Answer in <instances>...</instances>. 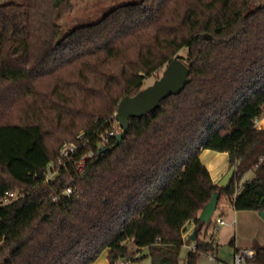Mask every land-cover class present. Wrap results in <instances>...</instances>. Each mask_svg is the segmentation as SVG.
Segmentation results:
<instances>
[{
	"label": "trees",
	"instance_id": "1",
	"mask_svg": "<svg viewBox=\"0 0 264 264\" xmlns=\"http://www.w3.org/2000/svg\"><path fill=\"white\" fill-rule=\"evenodd\" d=\"M73 11V0H0V199L20 193L0 205V264H93L105 251L120 264L146 248L152 264H180L190 222L186 263L214 257L199 216L215 193L237 211H264V0H141L62 37ZM175 58L190 69L185 89L131 118L121 142L109 135L120 102ZM65 143L79 152L61 166ZM204 150L236 165L227 188ZM251 250L245 264H264V244Z\"/></svg>",
	"mask_w": 264,
	"mask_h": 264
},
{
	"label": "crops",
	"instance_id": "2",
	"mask_svg": "<svg viewBox=\"0 0 264 264\" xmlns=\"http://www.w3.org/2000/svg\"><path fill=\"white\" fill-rule=\"evenodd\" d=\"M256 127L258 129H264V113L262 116L256 121ZM201 160L202 163L206 166L208 171L210 172V175L212 177V180L214 183L219 184V182L222 180V178L227 174L229 169L231 168L230 166V157L228 153H220L212 150H204L201 154ZM253 177V172L247 173L242 182L244 183L246 181H249ZM222 198L219 201V210L217 209L215 214L218 213V219H222L225 221V224H218L217 220L214 224L215 230L217 232L209 229L208 232L204 231L199 234V237L201 236V239H206V240H213L219 248L216 250L214 257L209 256V255H202V258L204 262H207L208 264H213L215 262H219L218 257H217V251L220 250L221 247V242L224 240L228 239V235H224L221 237L219 235V231L221 230V227H226V228H234L235 229V235L236 238L232 240L233 244V251H232V257H231V262L233 264L236 250H242V249H251L253 241L258 239L262 244H264V219L261 218L260 213L254 212V211H237L234 209V207L231 205V202L227 200L226 198L223 200L221 203ZM250 224L256 225V228L258 230L257 232L250 233ZM187 230L184 235V237H189L192 236L193 232L197 229V225L194 222L188 223L186 226ZM246 232L249 233L248 240H244L241 235L246 236ZM191 239V238H190ZM223 241H221V240ZM196 246L195 242L192 241L191 243H187L185 246L186 250L189 249H194ZM108 252L99 259L93 263V264H108ZM128 264V263H127ZM226 264V263H223Z\"/></svg>",
	"mask_w": 264,
	"mask_h": 264
},
{
	"label": "water",
	"instance_id": "3",
	"mask_svg": "<svg viewBox=\"0 0 264 264\" xmlns=\"http://www.w3.org/2000/svg\"><path fill=\"white\" fill-rule=\"evenodd\" d=\"M189 75V67L180 59L175 58L168 64L163 76L156 81L154 85L141 90L134 97H125L120 102L116 114V121L122 129V132L117 135L118 141L121 142L128 132L131 118L143 117L157 109L163 100L172 95L180 94L190 82ZM235 173L236 165H233L218 185L227 188L233 180ZM219 199L220 193H215L211 201L204 207L199 216V219L202 222L199 225V228H202L203 224H209L211 222L217 210ZM260 216L264 219V211L260 213ZM197 235L198 231L195 230L191 236V241H195ZM149 256L150 249L146 248L139 253L137 259L142 260Z\"/></svg>",
	"mask_w": 264,
	"mask_h": 264
},
{
	"label": "rangeland",
	"instance_id": "4",
	"mask_svg": "<svg viewBox=\"0 0 264 264\" xmlns=\"http://www.w3.org/2000/svg\"><path fill=\"white\" fill-rule=\"evenodd\" d=\"M5 2H17V3H23L24 0H4ZM141 0H73L74 4V11L71 14H68L64 17H62L59 21L60 25L62 26V34L61 36H65L75 28H78L80 26L92 24L95 22H98L100 19H102L107 13H109L112 9L122 6V5H127V4H132L139 2ZM188 54V50L184 48L179 55L186 57ZM166 67L162 69L160 72H158L155 76L150 77L146 80L144 89L154 85L156 81H158L162 76L165 71ZM118 123L116 122L115 127H117ZM17 192V191H16ZM225 197L222 198L221 203ZM228 200V199H227ZM219 210V208H218ZM219 213V212H218ZM218 213H216L210 224H211V230L212 232L215 230L214 224L218 218ZM250 233H253L254 231L258 233V230L256 228V225L250 224ZM221 230L218 232L221 237L224 235H228L227 240H221V247L220 250L217 251V257L219 262H215L213 264H232L231 262V253L233 251V246L231 245L232 240L236 238L235 235V229L234 228H226V227H221ZM246 236L241 235L244 240H248V237L250 236L248 232H246ZM225 237V236H224ZM201 239V236L199 237ZM132 249H134L133 244H129ZM186 250L185 248L183 249L181 253V259H180V264H187L186 259H187V252L190 251ZM102 253V255H104ZM101 255V256H102ZM100 256V257H101ZM108 259V256H107ZM128 264H152V260L150 257H146L142 260H139L137 262H128ZM198 264H208L207 262H204L202 256L199 257ZM234 264V262H233Z\"/></svg>",
	"mask_w": 264,
	"mask_h": 264
},
{
	"label": "built area",
	"instance_id": "5",
	"mask_svg": "<svg viewBox=\"0 0 264 264\" xmlns=\"http://www.w3.org/2000/svg\"><path fill=\"white\" fill-rule=\"evenodd\" d=\"M117 122V121H116ZM115 122V124H116ZM118 123V122H117ZM113 127V129L108 133L109 135H113L114 133L120 134L122 132V129L119 125ZM81 137V136H80ZM104 143H108L109 141V136L104 135L102 138ZM79 152V146L76 143H65L61 148H60V153L58 157V165L65 166L68 162H71L75 159L76 155ZM95 153L93 151H88L82 154L79 158V160L76 162V166L79 172H82L86 164L93 160L95 158ZM49 171L47 172L46 175V182H49L50 179H52L55 174V167L52 166L51 164L48 165ZM241 189V188H240ZM237 192H239V190ZM73 194V189L68 188L67 192L65 193L66 196L70 197ZM20 196V193L17 191H11V192H5L4 196L2 199H0V205H8L11 204L12 202L16 201ZM59 199L58 196L54 197V201H57ZM218 224H225V221L222 219L217 220ZM196 247V246H195ZM194 249L192 250H195ZM254 257V251L251 249H242L238 253L235 254L234 258V264H245L247 259H252ZM120 264H127V263H120Z\"/></svg>",
	"mask_w": 264,
	"mask_h": 264
}]
</instances>
